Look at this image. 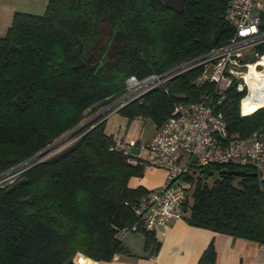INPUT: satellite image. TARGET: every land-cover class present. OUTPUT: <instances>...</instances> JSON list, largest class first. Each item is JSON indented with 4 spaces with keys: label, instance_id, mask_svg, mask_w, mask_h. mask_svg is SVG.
I'll use <instances>...</instances> for the list:
<instances>
[{
    "label": "trees",
    "instance_id": "16d2710c",
    "mask_svg": "<svg viewBox=\"0 0 264 264\" xmlns=\"http://www.w3.org/2000/svg\"><path fill=\"white\" fill-rule=\"evenodd\" d=\"M229 3L185 0L178 12L162 0H48L41 14L14 12L0 36V174L122 95L128 76L162 74L224 44L233 33ZM253 51L264 58V41ZM199 73V65L175 72L117 111L129 121L148 117L157 128L175 103L213 94ZM246 94L235 80L222 98L212 96L216 111L229 134L257 131L264 139V106L257 107L264 102L245 110ZM104 125L97 116L63 151L31 159L11 183L0 184V264H76L77 255L99 261L130 253L121 237L135 222L132 203L147 189L129 186V179L145 167L128 162ZM236 169L254 171L232 164L196 170L182 217L264 243V173L236 175ZM141 231L153 255L158 242L152 231ZM197 264H215L212 240Z\"/></svg>",
    "mask_w": 264,
    "mask_h": 264
},
{
    "label": "built area",
    "instance_id": "2783aa9c",
    "mask_svg": "<svg viewBox=\"0 0 264 264\" xmlns=\"http://www.w3.org/2000/svg\"><path fill=\"white\" fill-rule=\"evenodd\" d=\"M261 9L262 3L257 0H230L226 19L232 25L233 33L224 44L162 74L152 73L140 79L130 75L125 79L124 93L110 104L115 106L114 110L161 85L171 74L194 65L200 66L197 80L210 83L213 94L206 93L198 101L175 103L171 115L146 143L140 145L144 154L129 152V147L137 144L133 140H115L116 147L129 153L130 164L163 168L166 172L161 185L148 189L134 200L131 208L135 222L123 231L124 234L140 229L155 231L182 217L193 189L191 177L195 176L196 170L213 164H232L264 173V139L257 131L243 137L237 133L229 134L212 97L222 98L235 80L239 90L244 86L247 88L244 99L251 94L245 72L252 64L254 68L262 67L257 63L262 55L253 51L256 44L264 41V30L260 29L262 17L257 13ZM260 90L264 91V88Z\"/></svg>",
    "mask_w": 264,
    "mask_h": 264
},
{
    "label": "crops",
    "instance_id": "0c3cea01",
    "mask_svg": "<svg viewBox=\"0 0 264 264\" xmlns=\"http://www.w3.org/2000/svg\"><path fill=\"white\" fill-rule=\"evenodd\" d=\"M257 1L262 3V9L257 13L264 16V0ZM47 2L48 0H0V36L10 25L14 12L41 14L45 10ZM257 61L262 66L261 70L254 68L252 64L253 72L264 79V73H262L264 72V58L258 57ZM251 81L256 83L254 91L250 95L252 104L248 102L249 107L257 102H264L261 99L252 100L259 84L254 76ZM244 103L245 101H243ZM243 107L248 110L255 108V106L251 109ZM105 132L108 133L106 130ZM113 138L116 141H125L114 135ZM142 154L144 153L142 152ZM165 174L163 168L145 167L140 177L132 176L129 179V186L142 185L147 190L152 189L163 183ZM152 232L158 242V247L153 255L144 248V243L142 250L137 252H133L129 246L124 244L130 251L129 254L117 253L110 260L99 261L81 258L76 264H197L201 253L211 240L215 248V264H264V243L195 226L189 224L184 217L173 219L164 227Z\"/></svg>",
    "mask_w": 264,
    "mask_h": 264
},
{
    "label": "rangeland",
    "instance_id": "374dc122",
    "mask_svg": "<svg viewBox=\"0 0 264 264\" xmlns=\"http://www.w3.org/2000/svg\"><path fill=\"white\" fill-rule=\"evenodd\" d=\"M257 69L261 70L260 67H257ZM239 81L240 80H238V82ZM246 81L250 85L251 93H253L254 86H255L254 84L256 82L255 81L250 82L248 79H246ZM114 101L115 100L111 101L109 104H111ZM244 101L245 103L244 104L242 103L243 106H246V108H250V109L253 108L254 106L256 107V104L260 103V102H257L249 107L248 102L250 103L252 102L251 96H248V98L244 99ZM107 105L105 106L99 105L95 109L85 113L83 119L78 125L80 126L79 128L77 126L73 130H70L64 133L59 138L54 140L49 145V148L45 152L37 156L36 159H39V160L47 159L63 151L66 147L71 145L76 140L77 138L75 136L76 131L80 129L82 126L87 125L92 120H94L96 118V114H98L99 112H102V110H104V112L100 113L101 115L99 116H104L105 118V125H104L105 130L109 134H113L117 138H122L127 142L130 140H133L134 142H136L137 143L136 145H132L129 147V152L134 155H141L142 151L140 149V145H143L151 138V135L153 134L155 130L154 122L148 117H135L129 121V119L123 113H121L120 111H117V109L114 110L115 106L108 107ZM261 106H264V105H259L257 107H261ZM245 110H248V109H245ZM21 166L23 165L17 166L13 169L10 168V170L4 171L3 173H1L0 174V184L2 185L5 183H11L16 178L18 172L20 171L18 169ZM210 182H211V179L208 177L207 183H210ZM121 240H122V243L129 246L133 252L141 251L143 247V243H144V232L141 230L128 231L126 232V234H124L123 237H121ZM82 255H77L75 258H73L75 262H79L81 258H87V256L85 257V255L84 256Z\"/></svg>",
    "mask_w": 264,
    "mask_h": 264
},
{
    "label": "water",
    "instance_id": "95a60500",
    "mask_svg": "<svg viewBox=\"0 0 264 264\" xmlns=\"http://www.w3.org/2000/svg\"><path fill=\"white\" fill-rule=\"evenodd\" d=\"M162 1H163V3H164L165 6L173 7L178 12H181L183 10V6H184V2H185V0H162ZM252 57H255V55H252ZM258 93L260 95L264 96V91L259 90ZM107 106L110 107L111 105L109 104ZM103 112H104V110H102V112H99L98 114H96V117L99 116V115H101L100 113H103ZM79 127L80 126H78V128ZM48 148H49V146L45 147L44 149H42L39 152H37L36 154L32 155L28 159H26L23 162L15 165L11 169H13V168H15L17 166L23 165V164L27 163L28 161H30L33 158H36L37 156H39L40 154H42L43 152H45ZM8 170H10V169H8ZM8 170H6V171H8ZM233 173L236 174V175H256V172L255 171L249 172V171H247L245 169H236V170H233Z\"/></svg>",
    "mask_w": 264,
    "mask_h": 264
},
{
    "label": "bare ground",
    "instance_id": "6f19581e",
    "mask_svg": "<svg viewBox=\"0 0 264 264\" xmlns=\"http://www.w3.org/2000/svg\"><path fill=\"white\" fill-rule=\"evenodd\" d=\"M253 76L257 80L259 84V88L254 92L252 96V100L255 101V99H261L264 100V96L257 93L261 88H264V79H262L257 73L253 72V66H250V70L248 72H245V78L248 80H253Z\"/></svg>",
    "mask_w": 264,
    "mask_h": 264
}]
</instances>
